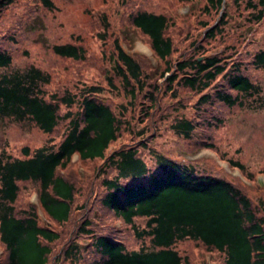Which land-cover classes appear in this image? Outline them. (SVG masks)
<instances>
[{
	"label": "trees",
	"instance_id": "obj_1",
	"mask_svg": "<svg viewBox=\"0 0 264 264\" xmlns=\"http://www.w3.org/2000/svg\"><path fill=\"white\" fill-rule=\"evenodd\" d=\"M13 1L0 0V14ZM41 1L52 8L49 0ZM203 1L204 15L221 11L213 25L202 23V37L207 40L222 34L228 2L236 7L242 5L250 23H260L264 18V0ZM129 21L148 38L154 54L164 61L160 81L150 80L143 59L126 52L115 40V58L106 83L112 89L125 91L131 101L142 96V123L151 119L162 92L175 96L176 85L200 95V105L217 101L228 107L241 106L239 94L260 93L259 86L245 73L243 63L230 60L224 53L205 55L201 51L169 62L173 42L168 36L166 15L138 10L130 15ZM199 48L197 45L195 51ZM51 50L73 61L86 58L82 44L56 43L51 45ZM11 63V53L0 46V119L29 123L44 134L53 133L61 122L66 121L67 125L56 145L46 143L33 150L24 146L21 157L0 152V243L5 252L2 264L48 263L50 244L59 239V233L40 224L34 206L16 209L19 183L37 185L41 209L53 221L65 223L74 209L76 189L59 170L68 166L73 155L81 160H103L102 170L114 169V176L101 181L104 192L100 203L125 225H130L137 239H149L148 247L129 250L122 240L98 233L90 228L89 219H83L78 232L90 236V246L100 255L99 264H189L174 248L183 240H192L207 250L223 254L224 264H264V204L254 203L239 185L199 170L193 163L152 151L153 165L149 166L139 154L140 149L147 148L144 129L134 132L142 140L106 155L122 128L131 130V124L102 100L103 87L87 85L78 93L48 92L45 88L51 80L48 72L34 65L12 69ZM251 63L264 68V49L253 55ZM114 78H118L120 87L114 85ZM219 78L225 83L217 82ZM76 105V111L72 110ZM196 124L192 118L180 117L170 129L177 136L189 139ZM227 161L231 167L250 174L238 160ZM261 173L264 174V169ZM137 219H142L144 226L135 225ZM82 248L74 240L64 254L75 257Z\"/></svg>",
	"mask_w": 264,
	"mask_h": 264
},
{
	"label": "rangeland",
	"instance_id": "obj_2",
	"mask_svg": "<svg viewBox=\"0 0 264 264\" xmlns=\"http://www.w3.org/2000/svg\"><path fill=\"white\" fill-rule=\"evenodd\" d=\"M49 1L52 8L44 6L41 0H14L0 14V46L11 53L12 69L34 65L48 72L51 76L49 85L45 87L48 92L69 90L78 93L87 85L103 87L102 100L131 124V130L122 128L117 140L106 150V155L121 146L142 140L134 132L144 129L147 148L140 149L139 154L149 166L153 165L152 151L180 162L193 163L199 170L239 185L254 203L264 204V174L261 173L264 169V68H256L251 63L253 55L264 49V18L260 23H250L242 5L236 7L228 2L222 34L214 40H207L202 37V23L213 25L221 11L204 15L201 11L203 0ZM138 10L162 13L168 18L167 32L173 42L169 62L201 51L205 55L224 53L230 60L243 63L245 73L259 86L260 93L239 94L241 106L228 107L217 101L200 105V95L176 85L175 96L163 95L162 92L151 119L142 123V96L138 95L135 102L131 101L125 91L112 89L106 83L115 58V40L126 52L143 59V67L150 80H157L165 67L164 61L152 51L148 38L129 21L130 15ZM67 42L83 45L84 61L65 59L52 52L51 45ZM197 45L201 48L195 51ZM217 82L225 83L221 78ZM113 83L120 87L118 78H114ZM76 109L77 105L72 108ZM180 117L197 121L189 139L177 136L170 129V125ZM66 125V121L61 122L53 133L44 134L29 123L0 119V152L21 157L20 151L24 146L33 150L46 143L56 145ZM229 158L241 162L250 174L231 167L227 161ZM103 162L99 159L81 160L73 155L68 166L59 170L76 189L74 209L65 223L53 221L41 209L37 201V185L19 183L16 209L20 211L34 206L40 224L59 233V239L50 244L47 264H99L100 255L90 246V236L78 232L83 219H89L92 223L90 228L98 233L111 234L122 240L129 250L149 246L148 238L137 239L130 225H125L101 205L100 198L104 192L101 181L115 174L112 168L102 170ZM135 225L142 227L144 221L137 219ZM74 240L83 245L82 251L75 257H66L64 252ZM174 248L187 258L189 264H224L223 254L207 250L192 240L180 241ZM4 256L0 243V264Z\"/></svg>",
	"mask_w": 264,
	"mask_h": 264
}]
</instances>
